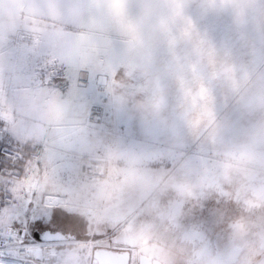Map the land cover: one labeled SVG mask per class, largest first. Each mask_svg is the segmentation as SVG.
<instances>
[{"label": "rangeland", "instance_id": "obj_1", "mask_svg": "<svg viewBox=\"0 0 264 264\" xmlns=\"http://www.w3.org/2000/svg\"><path fill=\"white\" fill-rule=\"evenodd\" d=\"M119 67L145 73L146 95L118 136L119 152L157 165L154 186L115 190L140 201L125 205L121 227L143 211L155 219L149 239L130 232L132 259L264 264V0H0V76L16 75L0 77V112L19 111L15 87L28 81L60 86L76 68L96 76ZM97 159L107 178L109 160L89 161ZM192 230L217 257L204 258L200 245L193 260ZM71 239L25 258L90 264L96 247L123 249L99 240L88 250Z\"/></svg>", "mask_w": 264, "mask_h": 264}, {"label": "crops", "instance_id": "obj_2", "mask_svg": "<svg viewBox=\"0 0 264 264\" xmlns=\"http://www.w3.org/2000/svg\"><path fill=\"white\" fill-rule=\"evenodd\" d=\"M86 71V68L73 69L71 77L60 86H46L35 79L27 82V89L15 87L14 97L19 111L2 107L0 116L5 120L8 132L21 144L31 146L41 141L47 144L37 175L41 189L35 193L34 201L38 202V197H58L60 206L87 220V227L92 233L111 230V237L115 240L111 244H122V250L131 251L130 246L136 239L130 237L134 233L130 232L135 231L136 234L142 230L149 239L155 219L143 211L128 217L132 221L130 229L121 227L125 220L122 215L125 205H135L140 201L132 203L129 201L131 194L124 197V193L118 194L115 190L154 186L157 165L155 160H150L145 154H139L134 159L132 153L126 155L119 152L124 142L118 136L129 130L131 116L139 115L138 108L145 104V73L128 67H119L111 73L99 72L96 76ZM15 76V73L2 72L0 77H8L10 83ZM79 76L87 77L93 83L99 82V89L95 84L87 87L78 85L75 79ZM100 93L107 94L108 115L100 128L95 129L87 125L86 114L91 101ZM123 111L129 112V120L126 115L119 116ZM92 156L109 160L107 178L90 180L84 177L82 166L90 163L89 158ZM22 191L19 185H14L11 194L14 199L23 200L25 196ZM112 213H116V216L113 217ZM5 215L7 222L3 224L12 226L11 212L5 211ZM71 241L90 250L91 243L85 240ZM170 249L174 253L176 248L173 246ZM143 254L153 257L146 252ZM157 259L164 261L160 257Z\"/></svg>", "mask_w": 264, "mask_h": 264}, {"label": "snow or ice", "instance_id": "obj_3", "mask_svg": "<svg viewBox=\"0 0 264 264\" xmlns=\"http://www.w3.org/2000/svg\"><path fill=\"white\" fill-rule=\"evenodd\" d=\"M42 151V146L38 148L21 144L7 131L4 122L0 121V210L11 212L14 234L8 239H14L20 250L25 247L56 246L65 237L79 238L93 244L99 240L115 243L111 230L92 233L85 218L59 204L46 203L49 199L47 196L42 197L39 202L33 200L35 193L25 195L19 201L11 196L15 183L28 178L27 164L33 159L36 160L33 171L36 175L39 174Z\"/></svg>", "mask_w": 264, "mask_h": 264}, {"label": "built area", "instance_id": "obj_4", "mask_svg": "<svg viewBox=\"0 0 264 264\" xmlns=\"http://www.w3.org/2000/svg\"><path fill=\"white\" fill-rule=\"evenodd\" d=\"M76 83L82 87H87L92 84L99 89V82L93 83L89 78L84 76H79L75 79ZM108 103V97L106 93H100L98 97L94 98L91 101L89 109L86 114V123L89 124L95 129H99L103 124L105 118L107 117L106 105ZM0 121H3L6 125L5 120L0 116ZM7 127V126H6ZM8 131V130H7ZM31 146L43 147V151L41 152V156L46 149L45 142H36ZM36 166V160L33 159L31 162L27 164V169L29 176L27 179H21L15 183V185H19V187L24 191H28L27 195H31L32 193H36L41 189V182L39 177L34 173V169ZM82 173L86 178L90 180H102L105 178L107 173V164L102 159L92 160L90 163H86L82 166ZM13 197V195L11 194ZM49 197L46 202L48 203H56L60 202L59 199H54L53 196ZM34 200V196H33ZM179 204V202H177ZM5 210H0V217L3 216ZM167 221L171 225L176 226V222L172 217H169V212L167 214ZM13 231L11 225L0 224V264H11V263H21V264H33L30 259H26L25 256H31L38 258V254L41 251V248H33V247H25L23 250H20L19 245L13 240H9V237H13ZM191 240L188 242L191 246L192 250V258L193 260H198L199 255L202 253L204 258L211 256H216L218 254V247L215 244H212L208 238L205 236L202 237L199 234V231L192 230L191 231ZM206 238V239H205ZM202 246L201 253H198V246ZM217 257V256H216Z\"/></svg>", "mask_w": 264, "mask_h": 264}, {"label": "water", "instance_id": "obj_5", "mask_svg": "<svg viewBox=\"0 0 264 264\" xmlns=\"http://www.w3.org/2000/svg\"><path fill=\"white\" fill-rule=\"evenodd\" d=\"M71 239L65 237L62 240ZM61 240V241H62ZM130 250H113L106 247H96L92 250L91 264H132ZM133 264H166L160 259L153 258L146 254H139Z\"/></svg>", "mask_w": 264, "mask_h": 264}, {"label": "flooded vegetation", "instance_id": "obj_6", "mask_svg": "<svg viewBox=\"0 0 264 264\" xmlns=\"http://www.w3.org/2000/svg\"><path fill=\"white\" fill-rule=\"evenodd\" d=\"M139 255V254H138ZM136 258L133 259L132 264L135 262ZM162 261V260H161ZM164 262V261H163ZM165 263V262H164ZM91 264V263H90Z\"/></svg>", "mask_w": 264, "mask_h": 264}, {"label": "bare ground", "instance_id": "obj_7", "mask_svg": "<svg viewBox=\"0 0 264 264\" xmlns=\"http://www.w3.org/2000/svg\"><path fill=\"white\" fill-rule=\"evenodd\" d=\"M11 264H21V263H11Z\"/></svg>", "mask_w": 264, "mask_h": 264}]
</instances>
